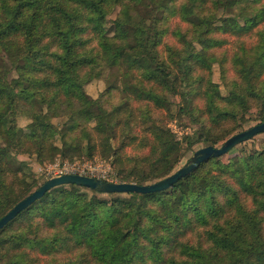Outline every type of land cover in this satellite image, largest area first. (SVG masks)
Listing matches in <instances>:
<instances>
[{"label": "trees", "instance_id": "16d2710c", "mask_svg": "<svg viewBox=\"0 0 264 264\" xmlns=\"http://www.w3.org/2000/svg\"><path fill=\"white\" fill-rule=\"evenodd\" d=\"M226 35L238 41L233 79L216 53ZM252 109L264 122V0H0V219L46 181L22 154H99L119 182L150 184L236 134ZM255 143L160 192L55 186L0 230V264H264Z\"/></svg>", "mask_w": 264, "mask_h": 264}, {"label": "water", "instance_id": "95a60500", "mask_svg": "<svg viewBox=\"0 0 264 264\" xmlns=\"http://www.w3.org/2000/svg\"><path fill=\"white\" fill-rule=\"evenodd\" d=\"M264 133V122L251 126L248 129L240 131L220 146L207 145L196 150L190 158L173 174L168 177L150 184H137L106 181L97 177L80 175V174H64L61 176L48 178L40 187L34 190L27 197L19 201L9 212L0 219V230L4 228L11 220H13L21 211L29 207L36 200L40 199L51 188L63 184H76L97 192L109 193H138L148 194L169 189L179 180L189 176L203 162L211 158L221 157L230 152L240 143L253 139L255 136Z\"/></svg>", "mask_w": 264, "mask_h": 264}, {"label": "rangeland", "instance_id": "374dc122", "mask_svg": "<svg viewBox=\"0 0 264 264\" xmlns=\"http://www.w3.org/2000/svg\"><path fill=\"white\" fill-rule=\"evenodd\" d=\"M175 23H180V21L178 19H174L173 20V26H174ZM181 25L183 27L186 26L184 23H181ZM224 37H226L228 41L223 47L217 49L216 53H217L218 56H226L227 57V62L225 64L226 71H227V76H228V79H233L235 77V73L233 72V69H232V66H231V63H230V57L232 56L233 52L237 49L238 41H237V39L234 36L226 35ZM243 39L246 42L250 43L251 41H253V42L255 41V36L254 35L247 36V37H245ZM167 40L169 42L173 43V44H176V40L174 38H172V37H169ZM213 77H214V80L216 82H220V68H219V65H216L214 67V75H213ZM105 87L106 86H105L104 82H102L100 80H97V81H94L93 83H91L88 86V91H89V93L92 96L97 97L98 95H100L102 93V91H104ZM222 89H223V87H222ZM120 98H121V95L118 92H115L114 96H112V98H111V102L110 103H117L120 100ZM106 104H107L108 107H110L109 103H106ZM255 112H256V109H252L247 121H245L243 126L240 129H237L235 133H238L240 131L248 129L251 126L256 125L258 123V121L253 120V118H255V115H256ZM155 116H156L157 120H162L163 122L167 123L174 130L178 131L179 134L183 133L182 132L183 129H179L178 126L176 125V123L171 122L170 120H168L166 118V115H165L164 111L156 112ZM19 123L21 125H25V124L28 123V119L25 118V117H21V118H19ZM231 126H233L232 123L228 125V127H231ZM136 129L142 135L141 127H139V128L136 127ZM93 137H94L95 141L98 140V137L94 133H93ZM121 141H122V139L120 138L118 140H113V143L115 145H119L121 143ZM254 141L256 142L255 144L258 147L264 146V133H261V134L255 136L253 139L248 140L246 142H248L250 145H252V143H254ZM139 145H140V143L132 144L127 149L128 153L132 152L134 148H136V149H134V152H138L140 150V146ZM220 145L221 144H219L218 146H220ZM191 155L192 154H188L187 156H185L183 158V160H182L181 165H183L190 158ZM227 156H230V154L226 155L225 157H227ZM19 158L22 159V160H26L29 163L33 175L38 180H40V182H43V181L47 180L48 178H50L49 175L47 174L46 169L44 168L46 165H48L50 163H52V164L59 163L61 165H64V164H67V163L72 164L74 162H79L81 164H85L87 162H89V163H91V162L93 163L94 162L93 164L96 165V166L103 165V166H105L107 168H110V171H109V172H111V173H109L110 174L109 175L110 179H113L114 181L118 182L117 172L115 171L113 165L111 164V161H109L107 158H105L103 156H100L99 154H95L93 156H88V155L84 154V155L75 157L73 159L62 158L61 156H56V157H54L52 159H48V160H45L43 162L38 161L36 156H28L27 154L26 155L22 154V155L19 156ZM98 170H100V168Z\"/></svg>", "mask_w": 264, "mask_h": 264}, {"label": "built area", "instance_id": "2783aa9c", "mask_svg": "<svg viewBox=\"0 0 264 264\" xmlns=\"http://www.w3.org/2000/svg\"><path fill=\"white\" fill-rule=\"evenodd\" d=\"M93 163L87 162L85 164H81L79 162H74L72 164L67 163L64 165H61L59 163H55V164L50 163L46 165L44 168L46 169L47 174L49 175L50 178L61 176L64 174H80V175L97 177L106 181H114L109 177L110 175L109 173H111L109 172L110 168H107L103 165L96 166ZM99 168L100 170H98Z\"/></svg>", "mask_w": 264, "mask_h": 264}]
</instances>
